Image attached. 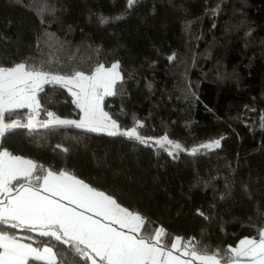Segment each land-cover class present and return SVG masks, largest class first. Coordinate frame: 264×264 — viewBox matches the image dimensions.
<instances>
[{
    "label": "trees",
    "instance_id": "16d2710c",
    "mask_svg": "<svg viewBox=\"0 0 264 264\" xmlns=\"http://www.w3.org/2000/svg\"><path fill=\"white\" fill-rule=\"evenodd\" d=\"M113 61L121 77L103 109L121 128L140 121L141 136L183 149L49 124L6 130L0 150L38 165L31 183L66 171L110 195L145 219L140 235L163 228V246L179 237L233 259L230 248L264 229V0H0V66L70 76ZM41 88L40 118L78 117L65 87ZM27 111H6L3 123L26 125ZM0 231L53 248V263L28 264H90L73 242L25 226Z\"/></svg>",
    "mask_w": 264,
    "mask_h": 264
},
{
    "label": "snow or ice",
    "instance_id": "6c2138e0",
    "mask_svg": "<svg viewBox=\"0 0 264 264\" xmlns=\"http://www.w3.org/2000/svg\"><path fill=\"white\" fill-rule=\"evenodd\" d=\"M134 2L135 0H128V6L132 7ZM118 68L117 63L108 70L100 66L91 76L79 71L71 76H60L31 68L25 63L11 67L0 66V136L11 128L33 126L31 120L28 125H21L15 121L5 124L3 114L13 109L32 107L34 104L38 107L36 92L42 90L43 83H56L64 87L73 85L78 91H73L72 94L83 112L79 121L61 120L54 117L53 113H48L51 119L43 125L44 127L52 124L75 125L77 128H87L90 131L118 129L116 122L112 121L100 107L105 95L114 94L112 86L120 79ZM99 89H103V92L101 93ZM109 121L110 123H107ZM261 126L264 127V122ZM142 127L143 123L136 121L133 127L123 130L120 134L141 144H148L151 138L143 137L138 132ZM116 134L117 132H109V135ZM154 143L161 146L167 143L175 149H181L180 144L168 140L167 136L155 140ZM219 146L220 140H215L201 147ZM192 151L195 153L197 150ZM37 168L38 165L31 160L13 156L7 150L0 152V194H10L13 191L10 187L13 180L23 178L28 181L27 185L15 189L17 195L8 199L7 203L0 200V225L10 224L13 228L27 226L31 231H39L41 236L53 237L64 244L75 241L74 247L78 254L91 258L87 251L90 250L99 258L101 264H192V260L182 261L178 256H174L172 251L165 252L164 248L159 246L161 237L165 235L163 228L156 230L154 236L146 238L140 235L141 227L145 223L140 214L122 207L111 196L97 191L69 172L60 171L57 174L48 170L43 176L40 188H33L30 178ZM36 179L39 180L40 177L37 176ZM41 188L50 195H41ZM57 196L60 200L53 198ZM61 200L76 204L77 207L102 219H94L84 212H77L76 209L62 204ZM104 220L108 223L102 222ZM12 221L16 223H11ZM114 224L119 225L121 230L113 227ZM175 240L176 242L172 244L173 249H177L181 238L176 237ZM188 243L191 244V241ZM80 245H84V248ZM229 251L235 257H247L250 264H264V229L259 230L258 239L242 240L239 248H230ZM183 254L190 255L200 264H221L218 259L219 253L200 254L196 251L195 245L191 250L185 246ZM29 258L51 262L55 260V253L52 247L44 246L42 249L33 247L15 236L0 231V264H28ZM93 264H97L95 259Z\"/></svg>",
    "mask_w": 264,
    "mask_h": 264
},
{
    "label": "crops",
    "instance_id": "0c3cea01",
    "mask_svg": "<svg viewBox=\"0 0 264 264\" xmlns=\"http://www.w3.org/2000/svg\"><path fill=\"white\" fill-rule=\"evenodd\" d=\"M2 151H4V150H0V152H2ZM14 156V155H13ZM17 157V156H16ZM55 173H59V172H55ZM46 174V173H45ZM44 174V175H45ZM43 175V176H44ZM43 176L40 178V180H39V182H37V183H31V185L33 186V188H40V186L43 184ZM78 179V178H77ZM80 180V179H79ZM82 181V180H81ZM85 183V182H84ZM28 184V182H23V183H20V184H18V185H13V184H11L10 185V187H12L13 188V191L9 194V193H3V194H0V200H2V201H4L5 203H7V200L8 199H10L11 197H14V196H16L17 195V192L15 191V189H18V188H20L21 187V185H27ZM87 184V183H86ZM90 186V185H89ZM91 187V186H90ZM93 188V187H92ZM41 190V195H50L49 193H45V192H43V190H42V188L40 189ZM97 191H99V190H97ZM100 192H102V191H100ZM104 193V192H103ZM105 195H108V194H106L105 193ZM108 196H110V195H108ZM54 199H56V200H60V197L59 196H57V197H53ZM62 204H65V205H67L69 208H74V209H76V211L77 212H84V214L85 215H89V216H93V218L94 219H102V218H100V217H95L94 215H93V213H91V212H86L83 208H80V207H77V205L76 204H69V202L67 201V200H61L60 201ZM134 213H136V212H134ZM12 222H14V223H16L15 221H12ZM102 222H104V223H108V221H106V220H104V221H102ZM113 227H116L118 230H121V229H119V225H112ZM25 227H27V226H25ZM123 231H127V229H123ZM17 239H19L21 242H23V243H27V244H31L33 247H40L41 249L44 247V246H49V245H46V244H43V245H41V246H37V245H34L33 243H31V242H29V241H26V240H24V239H22V238H20V237H16ZM64 239H68L67 237H64ZM190 240H186V239H181L180 240V242L178 243V245H177V249H173L172 248V244L173 243H175L176 242V240L174 239L172 242H171V244L169 245V246H163L161 243L159 244V246H161V247H163L164 248V250H165V252H167V251H172V253H173V255L174 256H178L179 258H180V260H182V261H188V260H192V264H200V262L199 261H197V260H193V258L190 256V255H184L183 253H184V250H185V246H187V248L189 249V250H191V248L193 247V244H192V242H191V244H189L188 242H189ZM73 243H76L75 241H72ZM83 248H84V245H81ZM49 247H51V246H49ZM240 247V243H239V245H237L236 246V248H239ZM53 249V248H52ZM88 252H89V257H91V258H88L89 259V263L90 264H93V259H95L96 261H97V264H101V262L99 261V258L98 257H96L95 256V254L94 253H91V251L90 250H87ZM53 252H54V250H53ZM55 253V252H54ZM199 253V252H198ZM200 254H205V253H200ZM206 254H208V253H206ZM209 255H211V254H209ZM29 259H31V258H29ZM218 259H220L219 257H218ZM55 260H56V255H55ZM54 260V261H55ZM40 261H43V262H46V263H53L54 261H48V260H40ZM227 261V264H250V261H249V259L247 258V257H234L233 259H230V260H226ZM226 261H223V260H221L220 259V262H221V264H226Z\"/></svg>",
    "mask_w": 264,
    "mask_h": 264
},
{
    "label": "rangeland",
    "instance_id": "374dc122",
    "mask_svg": "<svg viewBox=\"0 0 264 264\" xmlns=\"http://www.w3.org/2000/svg\"><path fill=\"white\" fill-rule=\"evenodd\" d=\"M22 63V62H21ZM118 62L117 61H113V62H111V63H109V64H107V65H103V64H101V65H98L91 73H89V74H85V75H87V76H91V75H93L94 73H95V71H96V69L98 68V67H100V66H103V68L105 69V70H108V69H111V66L113 65V64H117ZM16 64H18V63H16ZM15 65V64H14ZM14 65H12V66H14ZM9 67H11V66H9ZM117 71H118V73H119V76L121 77V75H120V71H119V68L117 69ZM51 75H60V76H69V75H62V74H56V73H50ZM71 76V75H70ZM120 79H117L116 81H115V83L113 84V86H112V91H114V89H115V84L119 81ZM44 84V83H43ZM42 84V85H43ZM51 84H56V83H51ZM59 85H61V84H59ZM61 86H63V85H61ZM64 87V86H63ZM68 91H69V93H70V95H71V97H72V100H73V102L75 103V105L77 106V103H76V97L72 94L73 93V91H78V89H76L73 85H69L68 87H65ZM70 89H71V91H70ZM99 91L102 93L103 92V89H99ZM38 92V91H37ZM37 92H36V101H37ZM106 96V95H105ZM104 96V97H105ZM104 97H103V99H104ZM102 102H103V100L101 101V103H100V107L102 108V110H103V112H105V113H107L104 109H103V107H102ZM27 108V116H26V122H25V124L26 125H28V123H29V121L31 120V123H32V127H34V126H38V125H44V124H46L51 118L48 116L46 119H42V118H40L39 117V114H38V107H36V105L34 104L32 107H26ZM77 108L79 109V115H78V117H76V118H68V117H61V116H56V115H54V117H56V118H59V119H61V120H70V121H79L80 119H81V117L83 116V112L81 111V109L77 106ZM108 114V116L109 117H111V120L112 121H115L116 122V124L119 126V124H118V122H117V120L113 117V116H111L109 113H107ZM107 123H110V121L109 122H107ZM131 127H133V126H131ZM131 127H128V128H121L120 126H119V128L118 129H113V128H108L107 130H105V131H102V132H117V133H120V132H122L123 130H127V129H130ZM85 129H87V128H85ZM89 130V129H88ZM97 132V131H96ZM162 137H165V135H161V136H151V137H147V138H151L150 139V142H149V144H153V145H156L155 143H154V141L155 140H159V139H161ZM168 140H170V141H172L173 143H176L175 141H173V140H171V139H169L168 138ZM205 144H208V143H204V145ZM164 146H166V145H168L169 146V148L167 149V150H169V152H171V151H173V150H180V149H175V148H173L172 147V145H169V144H167V143H165V144H163ZM181 149H183V148H181ZM192 149L190 148V149H187V151H191ZM18 157V156H17ZM21 159H24V160H30V159H28V158H25V157H20Z\"/></svg>",
    "mask_w": 264,
    "mask_h": 264
}]
</instances>
